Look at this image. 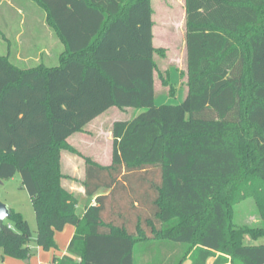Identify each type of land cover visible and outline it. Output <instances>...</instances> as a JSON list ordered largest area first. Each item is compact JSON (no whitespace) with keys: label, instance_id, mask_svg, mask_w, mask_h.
Here are the masks:
<instances>
[{"label":"trees","instance_id":"trees-1","mask_svg":"<svg viewBox=\"0 0 264 264\" xmlns=\"http://www.w3.org/2000/svg\"><path fill=\"white\" fill-rule=\"evenodd\" d=\"M29 1L67 50L59 64L27 68L0 55V180L21 174L38 222L33 238L11 208L0 264L30 258L32 241L57 247L69 224L68 252L54 264H139L138 248L145 264H206L218 252L215 264H264V227L236 222L247 198L264 220V0H185L189 92L162 104L154 53L165 49L153 44L151 0ZM81 12L99 22L74 38L70 21ZM105 13L114 20L103 22ZM113 106L142 111L113 124L111 164L84 156L96 203L79 213V196L63 186L62 151L80 155L67 139Z\"/></svg>","mask_w":264,"mask_h":264},{"label":"rangeland","instance_id":"rangeland-1","mask_svg":"<svg viewBox=\"0 0 264 264\" xmlns=\"http://www.w3.org/2000/svg\"><path fill=\"white\" fill-rule=\"evenodd\" d=\"M163 1V0H162ZM154 5H158V0H153ZM34 4V3H33ZM161 7H163L164 3L162 2ZM166 6H171L170 3H167ZM3 9H7V5L3 7ZM162 10V8H161ZM158 10L159 12L162 11ZM171 10V9H170ZM23 11V10H22ZM174 11L176 14H179V8L175 7ZM12 12V11H11ZM14 12V11H13ZM170 12L173 13V10ZM43 15L45 14L42 12ZM12 15V14H11ZM22 14H18L16 11L12 15L13 22H21L23 19ZM167 27V30H163L160 27V36L156 37L157 43L159 41H164L165 45V53H159L158 67L160 73L157 76V94H156V103H180L184 100L185 94L187 93V82L186 78V59L185 52L182 49V34L185 31L184 22H167L166 24H162V26ZM161 26V23H160ZM166 29V28H165ZM8 32V31H7ZM9 34V33H8ZM160 37V38H159ZM161 41V42H162ZM163 44V42H162ZM161 45V44H159ZM164 45V44H163ZM162 48V47H161ZM8 43L4 41L2 37H0V55H5L7 53ZM35 65V64H34ZM166 71H170L171 73V81L174 84V95H169V88L163 86L162 78L165 79ZM170 81V82H171ZM125 109V108H124ZM129 109V110H128ZM112 110L105 117H101L91 122L86 126V138L82 137L81 134L77 133L70 138V141L73 145L79 147V151H81L80 155L72 153L69 150H65L62 156V170L67 175V178L64 180V184L66 186L80 184V178H84L85 174V158L86 155H92L95 158L97 156L101 157L102 163H110V155L112 152V133L111 128L112 124L118 119L129 118L135 114V112L141 111L140 109H135L132 107H127L125 110ZM72 145L71 143H69ZM72 145V146H73ZM0 200L6 203L10 208H13L15 211L20 212L24 215L26 220L28 221L30 228L32 230L33 238L37 236L38 222L36 219V214L34 210V206L32 203L31 196L27 189L24 187L22 182V177L20 173H17L14 177L3 181L0 183ZM84 203V202H83ZM81 209V205L78 210ZM250 214L255 215L256 219H250ZM257 220V221H256ZM236 222L238 224H248L252 222L253 225H261L264 226V221L259 215V211L257 209L256 203L254 199L247 198L242 201L240 204L236 206ZM262 222V223H261ZM71 226L73 225H68ZM59 231L55 235V241L57 243V247L51 248L50 250H45L42 248V253H39V246L35 241L31 242V248L33 255L32 258L20 259L15 258L10 255L5 256V263L7 264H50L49 258L52 256L53 252L60 254L66 247L67 237L69 235L68 229L63 232ZM264 242V238L261 239ZM142 248V247H141ZM163 252H160L161 257ZM178 255V254H177ZM148 253L144 250L141 251L140 248L136 250V257L139 264H145L147 261ZM176 256V255H175ZM42 261V263H41Z\"/></svg>","mask_w":264,"mask_h":264},{"label":"crops","instance_id":"crops-1","mask_svg":"<svg viewBox=\"0 0 264 264\" xmlns=\"http://www.w3.org/2000/svg\"><path fill=\"white\" fill-rule=\"evenodd\" d=\"M164 3L163 7H161V3ZM158 5H154L153 0H151L152 8H153V14H152V21H153V44L154 47L159 49V48H165V43L164 41L160 40L159 45L157 43L156 37L157 34L160 36V27L163 30H167V27L162 24H166L167 22H184V27L185 31L182 34V43L183 47L182 49L185 52V59H186V78L188 79L187 76V71H188V64H187V46H186V18H187V13H186V2L185 0H158ZM167 3H170L171 6H166ZM126 4V3H125ZM7 5V9H3V7ZM178 7L179 8V14H176L174 11V8ZM162 8V10H161ZM173 10V13L170 12ZM23 10V11H22ZM158 10L162 11L158 13ZM12 11V12H11ZM14 11V12H13ZM15 11L18 14L23 15V19L21 22H13L12 15L15 13ZM129 10L128 8H125L123 10L122 18L124 19L125 22H130L129 19ZM12 14V15H11ZM114 20L113 15H109L105 13L104 20L103 22H106L108 24L109 22H112ZM70 22H74V29L71 31V35L74 38H84L88 37V34L92 32L97 23L99 22L98 18H93L92 14H89V12H81L77 14V16L73 17ZM102 22V21H101ZM84 23L86 24V28L84 29ZM161 23V26H160ZM166 28V29H165ZM8 31V32H7ZM9 33V34H8ZM0 37L4 39L8 43V49L7 53L5 55H8L10 60L15 63L16 65L22 67V68H27V67H33L41 63H45L47 65L50 64H59L60 62V56L67 50V43L66 40L63 38V36L59 33L58 30H56L48 21H47V16L43 13L42 11L31 1L29 0H0ZM160 38V37H159ZM163 44H162V42ZM166 49V48H165ZM159 55V52L154 53V59L156 61L157 67L154 71L155 75V91L157 94V76L158 73H160L159 70V65H158V60L157 57ZM160 56V55H159ZM35 64V65H34ZM170 72V71H169ZM166 71V75L169 73ZM171 73L165 76V79L171 81ZM163 83V82H162ZM172 83V81H171ZM174 85V84H173ZM187 85V84H186ZM164 87L169 88L170 90V85H165L163 84ZM175 87V86H174ZM189 88L187 86V93L185 94V98L188 95ZM169 95H172L170 92H168ZM174 95V94H173ZM184 98V99H185ZM134 108V107H132ZM125 110L127 107L124 108H119L117 106H113L109 108L107 111L93 119L91 122L95 121L96 119H99L101 117H105L110 111L112 110ZM138 109V108H135ZM118 110V111H119ZM129 110V109H128ZM139 110V109H138ZM142 111V109H140ZM139 112H135L134 115H132L129 118L121 119V120H130L134 116H136ZM120 119L116 120L119 121ZM115 121V122H116ZM89 122L88 124H90ZM114 122V123H115ZM113 123V124H114ZM87 124V125H88ZM112 124V128H113ZM86 125V126H87ZM86 126H85V131H86ZM112 128H111V133H112ZM85 131L83 132H77V133H84L81 134L82 137H87ZM75 133V134H77ZM73 134V135H75ZM71 135L67 140L69 143L73 145V143L70 141V138L73 136ZM113 137V133H112ZM113 141V138H112ZM76 149V145H73ZM77 149V150H78ZM112 149H113V142H112ZM62 151V156L63 152ZM79 151V150H78ZM81 152V151H79ZM87 157H91L93 160L97 161L98 163L102 165H109L112 162V152L110 155V163H102L101 162V157L97 156L95 158L92 155H86ZM85 162V160H84ZM84 179H85V174L84 178H80V184L78 186L76 185H70L66 186L64 184L63 180V186L67 188L68 190L74 192L76 195L79 196L80 203L78 205H81V209L78 210L79 213H82L87 205L95 204V196L93 197H88L85 193V187H84ZM101 192H104L102 190ZM84 202V203H83ZM256 219L255 215L250 214V219ZM262 219V218H261ZM257 221V220H256ZM264 220L262 219V222ZM261 222V223H262ZM249 225H252V222L248 223ZM70 225V224H69ZM259 225V224H258ZM70 226L66 225L64 228L65 232L67 229L69 231V235L67 237V243L65 249L60 253L53 252L52 256L49 258V263H53V257L56 256H63L68 252V245L74 235L75 232V227L71 226L72 228H68ZM264 227V226H263ZM39 253H42V248H38ZM219 252L217 253V256H212L208 258L206 264H215L217 257L219 256ZM33 255V253H32ZM32 258V257H30ZM29 259V258H28ZM6 261V259H5ZM30 262V261H27ZM192 259L188 257V259L185 261L184 264H192ZM42 263V261H41ZM43 264V263H42ZM225 264H231V262L225 263Z\"/></svg>","mask_w":264,"mask_h":264},{"label":"water","instance_id":"water-1","mask_svg":"<svg viewBox=\"0 0 264 264\" xmlns=\"http://www.w3.org/2000/svg\"><path fill=\"white\" fill-rule=\"evenodd\" d=\"M3 181L0 180V183ZM11 216V208L0 200V223ZM28 261V259H27Z\"/></svg>","mask_w":264,"mask_h":264}]
</instances>
